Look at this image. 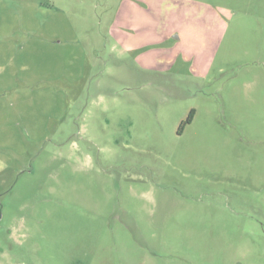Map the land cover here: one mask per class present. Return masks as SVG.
Returning a JSON list of instances; mask_svg holds the SVG:
<instances>
[{
    "label": "rangeland",
    "instance_id": "obj_1",
    "mask_svg": "<svg viewBox=\"0 0 264 264\" xmlns=\"http://www.w3.org/2000/svg\"><path fill=\"white\" fill-rule=\"evenodd\" d=\"M0 264H264V0H0Z\"/></svg>",
    "mask_w": 264,
    "mask_h": 264
},
{
    "label": "trees",
    "instance_id": "obj_2",
    "mask_svg": "<svg viewBox=\"0 0 264 264\" xmlns=\"http://www.w3.org/2000/svg\"><path fill=\"white\" fill-rule=\"evenodd\" d=\"M193 116H194V111L190 114V117L187 119L186 123H189L192 120Z\"/></svg>",
    "mask_w": 264,
    "mask_h": 264
}]
</instances>
